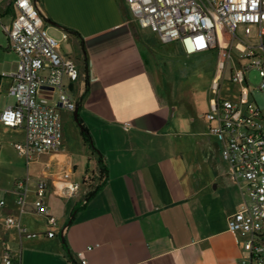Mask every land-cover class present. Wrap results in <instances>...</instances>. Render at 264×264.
<instances>
[{
    "label": "crops",
    "instance_id": "crops-1",
    "mask_svg": "<svg viewBox=\"0 0 264 264\" xmlns=\"http://www.w3.org/2000/svg\"><path fill=\"white\" fill-rule=\"evenodd\" d=\"M34 2L49 33L61 37V52L62 44L72 41L83 55L87 87L73 98L94 148L81 135L64 133L60 151L36 155L28 164L15 148L25 141L24 127H6L0 120V202L5 203L0 264L6 251L15 264H241L240 238L229 231L228 220L243 203L244 182L223 161L222 143L210 134L213 124L205 118L217 95L211 89L204 110L171 99V91L162 97L145 56L156 53L144 34L149 29L139 25L127 0ZM6 4L0 6V20L7 25L14 13ZM170 44L173 54L191 57L180 42ZM195 55L212 61V88L218 52ZM17 69V56L7 51L0 58V115L15 105L8 90ZM41 96L51 100L49 92ZM65 174L80 186L79 194L66 197L60 191ZM27 178L22 211L16 185ZM39 180L48 184L46 205L57 220L53 238L46 217L35 211ZM7 217L25 231L6 228Z\"/></svg>",
    "mask_w": 264,
    "mask_h": 264
},
{
    "label": "built area",
    "instance_id": "built-area-1",
    "mask_svg": "<svg viewBox=\"0 0 264 264\" xmlns=\"http://www.w3.org/2000/svg\"><path fill=\"white\" fill-rule=\"evenodd\" d=\"M5 3V9L11 8L14 15L10 24H2L0 20V26L18 58V69L8 90L15 105L6 108L0 120L6 127H24L25 141L15 148L29 164L36 155L62 149L64 128L60 111L75 112L78 104L72 93L76 90L82 97L87 75L80 72L72 57L62 54V40L49 33L34 0H0V6ZM127 3L142 28L149 29L164 43L180 42L188 56L218 52V76L212 84L217 99L205 118L213 124L210 134L222 143L223 161L230 166L233 176L244 182L243 203L229 218L228 228L240 238L244 252L241 264H264V115L250 93L246 77L252 70L258 71L262 80L260 89L264 92V0H127ZM240 28L243 39L238 36ZM253 32L257 43L250 46L245 39ZM62 39L68 41L69 34L64 33ZM236 40L247 50L241 57L249 60L245 67L235 65ZM230 64L231 82L241 90L236 98L224 99L218 93L219 81ZM42 91L51 93L50 101L41 96ZM60 182V191L66 197L79 194L80 186L71 182L69 175L65 174ZM28 184L27 178L16 185L17 203L22 211ZM47 193V182L39 180L35 211L46 217L53 229L57 220L46 205ZM4 204L0 202V206ZM3 224L8 229L25 231L14 217L4 218ZM52 229L47 233L49 238L56 236ZM3 264H15L7 251ZM81 264L88 262L82 260Z\"/></svg>",
    "mask_w": 264,
    "mask_h": 264
},
{
    "label": "rangeland",
    "instance_id": "rangeland-1",
    "mask_svg": "<svg viewBox=\"0 0 264 264\" xmlns=\"http://www.w3.org/2000/svg\"><path fill=\"white\" fill-rule=\"evenodd\" d=\"M9 19L7 17L8 22ZM145 36L147 40L155 49V55L151 57L149 54L145 53L146 59L148 60L150 70H155V80L158 86V89L161 91L163 89L162 97L165 99L166 90L171 91V99L181 102V101H192V103H198L200 110L207 109L204 105V102L208 100L209 96L211 97V84H210V70L212 61L204 62L203 56L195 55L191 57L184 56L181 53L175 52L172 53L173 45L170 43H164L159 41V38L156 34L152 33L150 30H145ZM239 39L244 38L242 29L238 31ZM55 38L60 39V36H55ZM255 33L251 34V37L246 41L250 46L254 45ZM181 47V46H179ZM79 48L74 42L69 41L68 43L62 44V54L70 55L78 65V68L81 73L84 72V58ZM7 51L14 53L10 49L9 41L4 34L2 28L0 27V58L7 53ZM247 53L245 45L241 43L240 40L235 41V48L233 51L235 65L240 68V66L245 67L249 60L241 57ZM261 53V51H260ZM258 52V54H260ZM239 64V65H238ZM231 69L232 65H228L225 74L220 82L219 87V96L224 99H233L236 98L237 93L241 90L240 86L233 84L231 82ZM248 79V85L250 93L255 101V103L260 107L264 115V92L261 91L260 86L262 83L259 73L256 70H252L246 75ZM75 99L78 95L77 91L74 90L72 93ZM197 105V104H196ZM195 109L197 107H194ZM197 110V109H196ZM195 110V112H196ZM61 118L63 122L64 133L70 136L77 135L80 137L81 128L76 123L74 118V113L67 112L66 110H61ZM82 117L84 115L81 114ZM94 131V129H93Z\"/></svg>",
    "mask_w": 264,
    "mask_h": 264
},
{
    "label": "trees",
    "instance_id": "trees-1",
    "mask_svg": "<svg viewBox=\"0 0 264 264\" xmlns=\"http://www.w3.org/2000/svg\"><path fill=\"white\" fill-rule=\"evenodd\" d=\"M74 35H78V33L76 32H73ZM81 121V120H80ZM82 123V121H81ZM83 125V124H82ZM80 135H81V138H82V141L84 142V144L86 145H89L90 147L94 148L93 147V138H92V135L90 134V132L86 129L85 126H82L81 128V131H80ZM99 163L101 164V174H104L106 173V168L103 166V160L100 158L99 159ZM97 190H94V191H91L87 196H86V202L89 201L93 196L94 194L96 193ZM64 246L66 248L67 247V244L64 243Z\"/></svg>",
    "mask_w": 264,
    "mask_h": 264
},
{
    "label": "water",
    "instance_id": "water-1",
    "mask_svg": "<svg viewBox=\"0 0 264 264\" xmlns=\"http://www.w3.org/2000/svg\"><path fill=\"white\" fill-rule=\"evenodd\" d=\"M79 114H80L79 105H77V108H76V110L74 112V118H75L76 123L79 125V127L82 128L83 125H82V123L80 121ZM71 222L72 221H70L69 223H71ZM63 242L65 243L64 238H63Z\"/></svg>",
    "mask_w": 264,
    "mask_h": 264
}]
</instances>
